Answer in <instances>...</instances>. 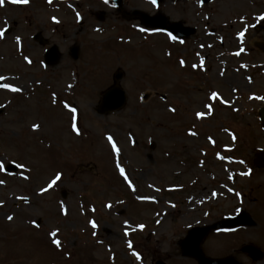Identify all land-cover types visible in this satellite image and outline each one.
Segmentation results:
<instances>
[{
    "label": "rangeland",
    "instance_id": "rangeland-1",
    "mask_svg": "<svg viewBox=\"0 0 264 264\" xmlns=\"http://www.w3.org/2000/svg\"><path fill=\"white\" fill-rule=\"evenodd\" d=\"M146 1L123 0V10L159 8L169 20L198 27L182 52L175 43L165 50L164 38L134 28L140 21L108 0L0 5V264H194L177 245L186 230L239 209L256 224L245 238L211 232L203 249L264 264V257L254 262L233 251L244 240L264 251V170L246 173L264 146L257 118L264 52L230 55L239 29L247 31L245 44L264 41V0H215L203 8L192 0ZM38 31L41 42L32 38ZM214 31L216 39L208 36ZM212 40L199 51L209 58L204 73L191 55ZM53 44L60 58L48 63L44 52ZM75 44L76 60L69 55ZM118 68L126 104L99 113ZM212 89L219 99H209ZM229 152L245 162L225 157ZM8 162L18 170L5 172Z\"/></svg>",
    "mask_w": 264,
    "mask_h": 264
},
{
    "label": "water",
    "instance_id": "water-1",
    "mask_svg": "<svg viewBox=\"0 0 264 264\" xmlns=\"http://www.w3.org/2000/svg\"><path fill=\"white\" fill-rule=\"evenodd\" d=\"M144 21H146L145 23L152 24V23H155L156 19L155 18L147 19L144 16ZM77 54H78V48L72 47L71 55L73 57H77ZM58 57L59 55L56 51V48L51 47L49 51L47 52V59L50 62H54L58 59ZM120 77H121V73H117L115 75V78H120ZM124 101H125L124 92L120 88H117V87L109 88L104 92L102 96L100 112L117 109L123 105ZM259 112H260V117L263 122V128H264V107L261 108ZM257 162L264 165V150L260 151V154L258 155V158H257ZM241 216L246 218L243 223H250L251 220L246 214H241ZM219 225H230V224L224 223V224H219ZM211 227H217V225L215 224ZM205 231L206 230H204L203 232L197 229L192 230L189 233V235L183 241L180 242V246L182 248L183 254L196 257L200 261V264H239L232 258L211 260V259L204 257L201 253V250L199 249V245L202 241ZM243 249L245 251H249L250 253H252L251 255L254 258H257V256H255V254L257 253V249L255 247L245 246Z\"/></svg>",
    "mask_w": 264,
    "mask_h": 264
},
{
    "label": "snow or ice",
    "instance_id": "snow-or-ice-1",
    "mask_svg": "<svg viewBox=\"0 0 264 264\" xmlns=\"http://www.w3.org/2000/svg\"><path fill=\"white\" fill-rule=\"evenodd\" d=\"M12 2H14V3H15V2L27 3L28 0H12ZM105 2L107 3V0H105ZM153 2H155V0H153ZM3 3H4V0H0V5H2ZM141 31H144V29H141ZM0 34H2V33H0ZM240 35H243V33H240ZM173 39H175V37H173ZM25 59H27V58H25ZM29 62H30V61H29ZM182 63H183V62H182ZM5 87H8V85H5ZM12 90H13V91H19V89H16V88H13ZM216 96H217V93L213 92V93H212V97L215 98ZM66 106H67V105H66ZM206 107L210 108V105H206ZM71 111H72L73 113H75V112H76V109H75V108H72ZM173 111H174V109H173ZM196 115H197L198 118H200V117H202L204 114H203V113H197ZM73 119H75V117H73ZM36 127H38V125H33V128H36ZM73 129L76 130V126H75V124L73 125ZM193 135H194V133H193ZM108 139L111 141V140H112V137L109 136ZM112 147H113L114 150H116V146H115L114 143H113ZM120 171H121V174L123 175V174H124V170L121 168ZM60 178H61V174H60V173H57L55 179H54V180L48 185V188H51V187H52V186H53L58 180H60ZM125 178L127 179V177H125ZM0 183H2V182H0ZM46 190H47V189H41L42 192H43V191H46ZM8 219L11 220L12 217L9 216ZM93 227H96V225H95L94 222H93ZM141 227H143V226H141ZM52 235L55 236L56 233L53 232ZM55 243H56L58 246H59V244H60V242H59L58 240L55 241ZM138 258H139V257H138Z\"/></svg>",
    "mask_w": 264,
    "mask_h": 264
}]
</instances>
